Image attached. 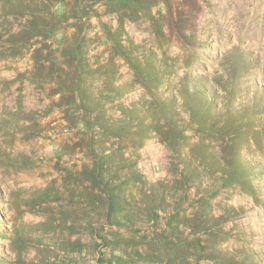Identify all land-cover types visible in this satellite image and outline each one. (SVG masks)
<instances>
[{
  "label": "rangeland",
  "instance_id": "1",
  "mask_svg": "<svg viewBox=\"0 0 264 264\" xmlns=\"http://www.w3.org/2000/svg\"><path fill=\"white\" fill-rule=\"evenodd\" d=\"M135 3L0 0V264H264V0ZM79 42L91 106L66 88ZM99 131L112 170L145 176L116 217Z\"/></svg>",
  "mask_w": 264,
  "mask_h": 264
},
{
  "label": "trees",
  "instance_id": "2",
  "mask_svg": "<svg viewBox=\"0 0 264 264\" xmlns=\"http://www.w3.org/2000/svg\"><path fill=\"white\" fill-rule=\"evenodd\" d=\"M135 2L136 0H107V3L111 7H113V9H121L123 6L131 8V6L139 4ZM86 9L87 8H80V4H77L72 9L73 15L78 17V19H81L82 17H88L89 15L86 12ZM85 12L88 16H85ZM123 32V20L120 19L116 30L111 31L109 28H107L106 35L119 49L121 55L127 60V62L134 69L139 71L138 65L131 57L128 47L121 42L120 37ZM81 43L82 42L73 44L71 48H67V50L72 49V52L70 53H72L76 60L75 65L78 73L75 75V80L71 83H68L66 85V88L75 91L79 99L84 102L85 105L88 104L91 106V103L95 104L96 98L91 89L86 86H81V81H79L80 72L86 71V69H84V66L87 64V57L85 55V52L82 51ZM90 119L93 120V117L91 115L88 117L86 116L79 118V125H81L80 129L84 132H87V129H90ZM94 121H96L97 124L104 125L105 127L108 126V120L104 116L96 117L94 118ZM83 134L87 135L86 144L88 147V154L93 158L94 161L91 170L92 176L94 182L100 188V194H96L95 197L100 203L106 204V207L108 209L106 215H108L109 217H116L119 216V212H126L131 210V204L133 203V200L128 199V194L130 193V195L133 197V190L130 186H133L134 181L144 183L145 176L135 168V164L133 162H124V164L120 166V168H115V170H112L114 163H117L115 160L117 159L116 156L112 151H97L94 146V142L102 137L103 131ZM131 167H133L132 172H122L125 168ZM122 216H125L126 219L128 218L127 221L129 222L136 221L135 218L129 216V214ZM104 258L108 261H114L117 256H109Z\"/></svg>",
  "mask_w": 264,
  "mask_h": 264
}]
</instances>
